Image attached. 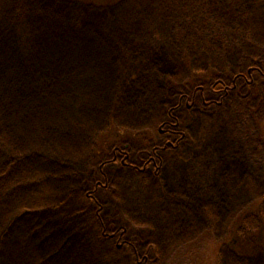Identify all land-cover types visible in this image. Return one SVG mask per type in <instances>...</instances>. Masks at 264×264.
<instances>
[{
	"label": "rangeland",
	"instance_id": "1",
	"mask_svg": "<svg viewBox=\"0 0 264 264\" xmlns=\"http://www.w3.org/2000/svg\"><path fill=\"white\" fill-rule=\"evenodd\" d=\"M81 1L0 0V264H171L206 233L224 242L243 209L264 199L253 136L264 72L252 70L264 67V0L247 2L245 43L232 44L234 53L214 47L192 62L177 29H203L193 46L210 49L214 0ZM227 9L222 15L236 17ZM145 40L154 49L149 76L127 87L119 78L127 45ZM209 77L226 89L211 88ZM244 96L256 112L243 108ZM112 129L125 132L127 159L98 163ZM126 133L170 147L149 154ZM115 201L125 222L107 238L100 220ZM235 232L221 264H264V203ZM248 246L256 255L240 250Z\"/></svg>",
	"mask_w": 264,
	"mask_h": 264
},
{
	"label": "trees",
	"instance_id": "2",
	"mask_svg": "<svg viewBox=\"0 0 264 264\" xmlns=\"http://www.w3.org/2000/svg\"><path fill=\"white\" fill-rule=\"evenodd\" d=\"M64 1V0H63ZM68 1V0H65ZM126 0H82L84 4H90L95 5L97 8H105V7H118ZM217 4L212 6L218 11V16H215L212 19V24L215 23L214 30L207 29L206 31L213 33L212 39H209L211 42V47L209 48H203V50L200 49V45L197 43L196 47L193 46V39L198 40L199 43H202L200 41H203L205 38L201 34L203 29L201 30L198 26H195L193 30H183L178 31L175 35V41L178 43V48H181L184 52L188 54L190 62L194 61L196 56H202L200 51H206V53L209 54H215L213 51L215 50L214 47H218L220 53H222L220 56L227 58L231 53H234V50L230 49L232 44L241 45L242 43H245L246 35L243 33V29L240 28L239 22L241 20L240 17H243V12H245V9L247 8V2H250V0H214ZM85 5V6H86ZM236 6V7H235ZM227 9L229 14H232L233 12H236V17L227 15H222V11L224 10L225 14H227ZM205 10V8H204ZM210 10V9H208ZM215 19H217L215 21ZM203 21L197 20L195 24L201 25ZM171 23L176 27L175 18L171 19ZM194 24V25H195ZM172 26V25H171ZM173 27V26H172ZM180 29V28H179ZM241 34L239 37L238 35ZM213 40V43H212ZM212 44H218L213 46ZM128 49H126V54L124 56V59L122 60V64H120L119 68V78L120 82L124 85V83L127 84V87L132 84V82L137 80H143V82L148 78V70L147 65L149 60L154 58L152 55L154 52V49L150 44L147 43L145 40L143 44H133L132 41L129 42L127 45ZM212 48V50H211ZM207 49V50H206ZM208 55V54H206ZM259 57V64H263L264 66V53L257 54ZM262 57V58H261ZM248 59V58H247ZM145 60V61H144ZM257 63V65H259ZM264 67L254 66L252 70L254 73L258 72V76L262 75V72H264ZM218 70V69H217ZM219 71V70H218ZM217 73V72H216ZM215 73V74H216ZM253 73V74H254ZM240 78H249V80L253 79L250 78L244 74L237 73L236 74ZM256 77V76H255ZM199 76L197 72H193V77L187 82V85H190L192 87L196 86L199 83ZM217 79V78H216ZM215 79V80H216ZM260 80L261 78H257ZM248 81V79H246ZM208 83H212L214 79L212 77L207 78ZM262 80L259 81V85L264 88V84H261ZM227 84L225 82L218 80L214 81L211 88L214 89H220V91H223L226 89ZM122 91H125V87H122ZM262 91V90H261ZM243 100H247L246 104H242L243 108H249L250 112H256L255 109H250L253 107H249V102L247 97L244 96ZM258 109V108H257ZM244 116L243 121L248 119V115L243 110ZM256 119V130L254 131L253 136H256L254 138V142H256V145L259 147V152L262 157V162L264 164V116H257ZM251 130V129H250ZM249 130V131H250ZM248 133V132H247ZM127 135H132L131 140L135 141H145L144 148L147 149V152L149 154L156 153L158 150L162 148H168L164 144L161 146L159 144L155 145V139H153L152 135H141L137 134H130L126 133ZM247 135V134H246ZM245 135V136H246ZM126 135L125 132L121 129H112L110 134L107 136V141L101 143V146L96 149L95 151V159L96 161L103 162L107 161L112 162L117 157H121L124 155V159H127V153H125L126 149L128 147L122 148L119 146V143L121 142V138L125 139ZM154 142V144H151L150 141ZM246 140V139H245ZM111 159V160H110ZM153 160V158H151ZM154 162V160H153ZM134 169L137 171H143L141 166H135ZM138 192V189H137ZM135 192V193H137ZM115 204L112 205V213L109 214V216L105 218H101V225L102 230L101 232H104V237H109L110 234L109 231L114 230L118 226L122 225L125 222L124 215L125 210H122L120 208V204L115 201ZM264 203V199L258 200L256 202L251 203L248 205L246 209H243L242 213L236 218L235 223H233L230 232L228 233V236L224 240V242H221L217 240L215 237H212L208 233H206L202 238H200L196 243L190 246L186 245L183 247L178 248L176 256L172 260L171 264H221L220 258L222 249L225 245H234L235 243V230L242 226L249 225L251 221L255 219V217L262 211V204ZM239 225V226H238ZM238 226V227H237ZM116 233V232H114ZM111 238H115L114 236H110ZM136 242L140 243V237H133ZM258 243L263 241V233H260L258 236ZM260 244V243H259ZM264 246V244H263ZM248 254V256H254L256 255V250H253L252 247H246V248H240Z\"/></svg>",
	"mask_w": 264,
	"mask_h": 264
}]
</instances>
